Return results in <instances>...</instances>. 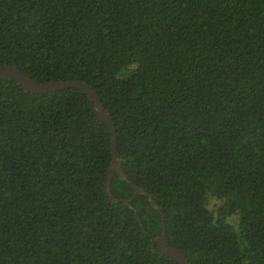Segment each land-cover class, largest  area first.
I'll return each instance as SVG.
<instances>
[{"label":"trees","instance_id":"trees-1","mask_svg":"<svg viewBox=\"0 0 264 264\" xmlns=\"http://www.w3.org/2000/svg\"><path fill=\"white\" fill-rule=\"evenodd\" d=\"M2 63L93 86L190 264H264V0H0ZM112 162L85 90L0 79V264H181Z\"/></svg>","mask_w":264,"mask_h":264},{"label":"water","instance_id":"water-1","mask_svg":"<svg viewBox=\"0 0 264 264\" xmlns=\"http://www.w3.org/2000/svg\"><path fill=\"white\" fill-rule=\"evenodd\" d=\"M5 78H12L16 80L24 89L27 91L35 92V93H42V92H49V91H57L64 88H71V87H78L83 90H85L89 96L92 102L95 105V112L98 117V119L102 122H104L110 129L112 133V150H113V162H112V169H111V178L115 171H118L120 173V177L124 180H127L130 182V184L133 186L134 191L139 194H145L147 195L150 203L154 208H156L161 213V225H162V232L159 236H155L154 239L158 243L161 251L168 255L177 261H179L181 264H190L189 259L187 256L177 247L169 245L167 241V226H166V217L163 212V209L156 203V201L153 199V196L148 193L144 188L138 186L137 184L133 183L131 180L128 179V177L125 175V173L122 170V159L118 152L117 148V129L113 122V119L111 117V114L106 109L105 105L103 104L99 94L97 91L93 88V86L85 81L82 80H69V81H49L44 83H39L33 80L31 77H29L24 71H22L20 68L13 66L8 63H2L0 64V79ZM111 178L107 185V190L110 194V196L113 198L116 202H124L125 204L132 207L130 204V200L125 198H119L115 197L111 192ZM136 215L139 218L141 228L144 231H147L145 226L143 225L141 218L139 217L138 212L136 211Z\"/></svg>","mask_w":264,"mask_h":264},{"label":"rangeland","instance_id":"rangeland-1","mask_svg":"<svg viewBox=\"0 0 264 264\" xmlns=\"http://www.w3.org/2000/svg\"><path fill=\"white\" fill-rule=\"evenodd\" d=\"M218 203H219V201H217V200H213V201H212V204H211V207H215L216 204H218ZM232 221H233L234 223H236V222H237V218H236V217L233 218Z\"/></svg>","mask_w":264,"mask_h":264}]
</instances>
